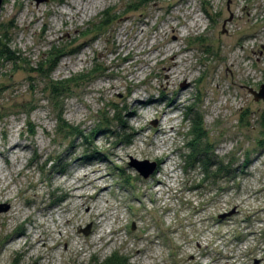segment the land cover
<instances>
[{
    "label": "rangeland",
    "instance_id": "374dc122",
    "mask_svg": "<svg viewBox=\"0 0 264 264\" xmlns=\"http://www.w3.org/2000/svg\"><path fill=\"white\" fill-rule=\"evenodd\" d=\"M106 10L113 22L94 29ZM6 33L21 60H0V264L113 253L128 264H264V100L252 93L264 84V0H3ZM52 45L66 50L48 77L38 64ZM171 46L169 79L158 57ZM82 73L53 96L52 82ZM190 111L222 164L213 178L182 159ZM60 112L88 141L68 135ZM131 158L157 169L145 179Z\"/></svg>",
    "mask_w": 264,
    "mask_h": 264
},
{
    "label": "trees",
    "instance_id": "16d2710c",
    "mask_svg": "<svg viewBox=\"0 0 264 264\" xmlns=\"http://www.w3.org/2000/svg\"><path fill=\"white\" fill-rule=\"evenodd\" d=\"M110 10H106L101 14V17L99 19V22L94 25V29L100 30L103 27L108 26L113 22V18L115 15H110ZM93 33L91 29L84 33V35H88ZM11 39L9 34H0V60H8L10 62L16 63L18 60H21L20 55L18 54L17 50L11 49ZM66 48L63 46L59 47L57 45H52L48 52L45 55L44 58V64L43 62H40L38 64V68H40L41 72L44 75H47L48 77L51 76L53 71L57 68L60 57L64 55ZM69 53H74V51H70ZM95 70V69H94ZM93 70V71H94ZM89 74L82 73L80 75L58 80L56 82H52L49 87L53 94V96L56 97L58 101L62 98V96L65 94L66 91H68V88L73 81H81L85 80ZM60 105V104H59ZM192 111L187 113V122H188V130L186 132V142L184 143V146L182 147L184 153L182 154V159L185 163V167L190 168H199L204 173L205 178H213L217 174H219L221 169V162L218 164L213 160L212 158V146H210L209 142L207 141V132L204 125L203 117L198 113H191ZM115 114H117L116 117H114V122L116 123V129H118L119 132L125 133L127 130L126 127V121L124 120L126 118L125 115H123L122 110H115ZM63 113L60 112L59 114V121L61 123V126L67 129V132H69V136L73 137L75 139H84L88 141L89 136L85 133L84 129H81L78 126H72L68 124L63 118ZM188 115H192L189 116ZM111 126V124H104L105 128H108ZM260 126L262 129H264V114H262V117L260 119ZM95 131V130H94ZM96 133L100 132L95 131ZM113 132V131H112ZM116 132V130H114ZM33 134V132H32ZM93 138V136H92ZM129 141V140H127ZM55 167L59 166L58 162L53 161ZM91 264H128V259L124 255H120L118 253H113L110 256L104 258V259H96L93 260Z\"/></svg>",
    "mask_w": 264,
    "mask_h": 264
},
{
    "label": "bare ground",
    "instance_id": "6f19581e",
    "mask_svg": "<svg viewBox=\"0 0 264 264\" xmlns=\"http://www.w3.org/2000/svg\"><path fill=\"white\" fill-rule=\"evenodd\" d=\"M248 1H251V0H248ZM76 6H77V8H78V10H81V9H83L84 7H81V5H80V3H77L76 4ZM243 7H242V9L243 10H245L246 12H247V14H248V16H250V14H249V7H248V5H242ZM197 17L198 16H196V18L194 17V24L197 26V21H198V19H197ZM240 30V29H239ZM183 32H185V28H184V31ZM171 33H173V39L175 40V42H174V44L175 43H178L180 40H181V38H182V34L181 33H179L178 32V29H177V27L176 26H172L171 27ZM236 33L234 32V35H235ZM234 35L232 34V33H228L227 34V36H230L231 37V39H235V37H234ZM235 45H233V46H229V49L230 48H232V47H234ZM180 57H179V51H177V50H175L172 46L165 52V53H163V54H161L159 57H158V62L163 66V69L166 71V74H167V76H168V78L170 79V77L171 76H177L176 75V68L178 67V65H179V59ZM165 60H169L168 62H165ZM230 66H233V68H234V63H230ZM231 71V70H230ZM192 76V75H191ZM190 75L189 76H186V75H184V78H191L192 80H191V82L193 81V76L191 77ZM249 77V74H246V73H244V74H242L241 76H240V79L239 80H245V79H247ZM175 101L174 102H176V100L177 99H174ZM145 103H147L146 101H144ZM153 102H158V101H153ZM134 111V110H133ZM160 120V119H159ZM161 121V120H160ZM162 134H164V135H167L168 134V132L166 131V129H161V131H160ZM20 145L19 144H14V145H12V147L10 148V149H15V148H17V147H19ZM1 154V153H0ZM86 176H87V173L85 174ZM95 181H97L96 179H94L93 180V183L95 182ZM107 189V186H100L99 187V189L98 190H101V192H103L104 190H106ZM100 193V192H99ZM80 197H85L84 195H80ZM99 208H101V206L99 207ZM14 217H15V219L16 220H18L19 219V217H20V213L19 212H17L15 215H14ZM108 226H110L111 225V223H108L107 224ZM100 233H105V231H104V229H102L101 231H100Z\"/></svg>",
    "mask_w": 264,
    "mask_h": 264
},
{
    "label": "water",
    "instance_id": "95a60500",
    "mask_svg": "<svg viewBox=\"0 0 264 264\" xmlns=\"http://www.w3.org/2000/svg\"><path fill=\"white\" fill-rule=\"evenodd\" d=\"M37 4H40L42 2H46L47 0H35ZM3 0H0V12L2 8ZM254 94V97L256 100L263 99L264 100V84L261 86L260 91H252ZM129 165L136 169V171L145 179L149 178L157 169L158 163L156 161L150 162L148 160H137L134 158H131V161L129 162ZM9 207L6 208V210ZM235 210L228 214L221 215L220 218H225L226 216H230L234 214ZM91 225H88L86 229L80 230V232H83L85 235H88L90 233Z\"/></svg>",
    "mask_w": 264,
    "mask_h": 264
}]
</instances>
